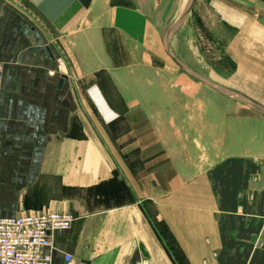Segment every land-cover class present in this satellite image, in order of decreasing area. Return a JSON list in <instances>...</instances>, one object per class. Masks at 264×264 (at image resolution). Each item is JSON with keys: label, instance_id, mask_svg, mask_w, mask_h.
<instances>
[{"label": "crops", "instance_id": "crops-1", "mask_svg": "<svg viewBox=\"0 0 264 264\" xmlns=\"http://www.w3.org/2000/svg\"><path fill=\"white\" fill-rule=\"evenodd\" d=\"M148 2L0 0V217L70 215L53 264H264V124L175 107Z\"/></svg>", "mask_w": 264, "mask_h": 264}, {"label": "rangeland", "instance_id": "rangeland-1", "mask_svg": "<svg viewBox=\"0 0 264 264\" xmlns=\"http://www.w3.org/2000/svg\"><path fill=\"white\" fill-rule=\"evenodd\" d=\"M148 1L147 18L150 22L154 16L153 21L155 27H160L158 31H161L162 40L180 15L186 0ZM149 25L152 27V23ZM160 43L159 48L162 49ZM171 51L201 76L264 106V0H195L187 19L173 37ZM160 57L153 61L159 67L158 76H162L157 78L164 80V75H169L165 70L171 69L177 74L178 82L172 88L169 85V91H177V88L179 92L194 96L190 101L173 102L177 104L175 107L181 108L180 104L185 103L193 104V107L224 110L225 117L220 119H225L223 125L227 131L235 125L233 120L246 124L253 123L251 119L255 118L264 124V116L185 75L165 56L163 49ZM164 84L162 81L157 87L167 91Z\"/></svg>", "mask_w": 264, "mask_h": 264}, {"label": "built area", "instance_id": "built-area-1", "mask_svg": "<svg viewBox=\"0 0 264 264\" xmlns=\"http://www.w3.org/2000/svg\"><path fill=\"white\" fill-rule=\"evenodd\" d=\"M2 70L0 62V88ZM72 221L49 210L0 217V264H53L54 236L70 229ZM61 264H73L71 255L63 254Z\"/></svg>", "mask_w": 264, "mask_h": 264}, {"label": "water", "instance_id": "water-1", "mask_svg": "<svg viewBox=\"0 0 264 264\" xmlns=\"http://www.w3.org/2000/svg\"><path fill=\"white\" fill-rule=\"evenodd\" d=\"M195 0H186V4L183 7L180 15L177 17V19L174 21V23L168 28L166 31L163 39H162V49L165 54V56L171 60L185 75L192 78L194 81L200 83L204 87L208 88L209 90L224 96L226 98H230L234 101H237L241 104H244L248 108L252 109L253 111L257 112L258 114L264 116V106L257 103L256 101L244 96L243 94H240L236 91H233L231 89H228L226 87L220 86L211 80H208L207 78L201 76L197 72L193 71L191 68H189L187 65H185L183 62H181L178 58H176L171 51L172 48V41L173 37L176 34V32L182 27L185 20L187 19L193 4Z\"/></svg>", "mask_w": 264, "mask_h": 264}]
</instances>
